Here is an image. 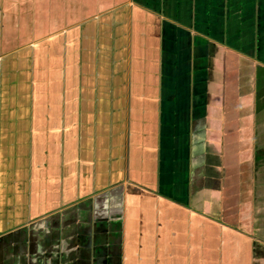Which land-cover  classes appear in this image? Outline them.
<instances>
[{"label": "crops", "instance_id": "1", "mask_svg": "<svg viewBox=\"0 0 264 264\" xmlns=\"http://www.w3.org/2000/svg\"><path fill=\"white\" fill-rule=\"evenodd\" d=\"M143 1L0 0V264H264V0Z\"/></svg>", "mask_w": 264, "mask_h": 264}, {"label": "rangeland", "instance_id": "2", "mask_svg": "<svg viewBox=\"0 0 264 264\" xmlns=\"http://www.w3.org/2000/svg\"><path fill=\"white\" fill-rule=\"evenodd\" d=\"M87 1L86 0H49V1L48 0H32V3L34 5L38 4L39 6L38 15H40V18L42 16V13H44L45 11L47 12L46 3L48 2L50 4L48 5L50 6V9H51L50 12L52 13V17L55 18V25H56V31H57L60 29L62 30L65 24L67 23V21L68 23H73L77 21L78 14L76 13V11L79 10L80 7L82 8L83 5L87 4ZM175 1L180 2L181 0H175ZM168 2H169L168 0H162V3L165 5H167ZM229 2L230 0H227V1L226 0H216L215 4L217 8V11H216L217 19L219 18L218 17L219 15L227 14L224 11L225 10L227 11L230 9L227 5L229 4ZM143 3L144 5L148 6L147 8L149 7L154 8L155 12H158L160 14L164 13L163 8L161 9L162 6H161L160 0H144ZM253 3H254V0H253ZM35 8L37 7H34V9ZM90 9L91 8H86L85 11H87V13H90L89 12ZM207 14L208 12L205 15ZM227 23L228 22L222 20V18H221V21L215 22L216 24V27L214 29L215 39H211L214 41V44L212 45L213 56H215V58H221L222 57L221 55L225 52L236 51L241 54H245V55L248 54L249 56L255 57L256 53L258 54V51L260 48V43H259L260 39H258L257 35L254 36L255 37L254 39H236L233 36H228L229 32H228V29L226 28L228 27ZM23 24H24L23 26L24 33L27 36L30 33L31 24L27 22V18L26 20H24ZM223 26L224 28H222ZM256 30L258 31L259 29L256 28ZM26 32H28V34H26ZM35 35H36V32L34 30L30 34V36L35 37ZM263 44L264 43H262V45ZM232 53H235V52H232ZM213 61H216V60L213 59L212 62ZM263 70H264V59L263 61L260 62V66H258V71H260L259 74H261Z\"/></svg>", "mask_w": 264, "mask_h": 264}]
</instances>
